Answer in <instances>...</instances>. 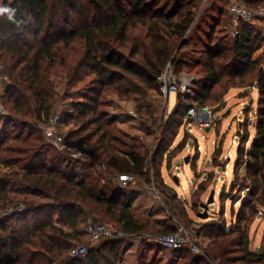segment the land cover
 Instances as JSON below:
<instances>
[{"label": "trees", "instance_id": "16d2710c", "mask_svg": "<svg viewBox=\"0 0 264 264\" xmlns=\"http://www.w3.org/2000/svg\"><path fill=\"white\" fill-rule=\"evenodd\" d=\"M203 1L3 0L4 6L14 10V15L11 19L6 14L0 16V76L10 81L4 97L11 104V116L21 120L24 129L32 125L29 123L32 119L48 123L54 109L62 110L63 102L74 96H69V90L84 77L90 80L86 81V89L72 93L77 95L76 101L69 103L70 109L60 116L62 125L75 126V130L68 132L66 142L84 155L85 159L78 161L80 171L70 158L66 165L67 158L57 154L47 159L44 154L49 147L37 136L38 131L25 138L37 136L21 159L22 178L30 189L51 200L47 204L26 205L24 211L0 220V264H118L124 242L115 240H102L85 258L70 257L73 237L65 230H78L89 216L107 221L129 235L159 238L175 232L171 218L155 220L152 224L149 216L140 217L134 207L137 193L127 194L128 190L104 185L93 173L95 169L100 173L98 168L106 167L102 174H106L110 184L113 177L121 174L151 178L145 146L122 132L119 116L109 113L105 97L129 99L138 95L142 100L146 92L157 90L161 95L159 78L168 67L177 83L183 69L203 78L194 81L190 94L178 97L177 109L161 136L157 134L158 149L151 154L153 158L166 144L169 132L174 134L176 128L179 130L186 124L188 109L207 107L224 77L229 78L232 89L245 87L240 99L247 97L250 87L258 93L256 136L249 149L245 150L241 141L237 151L238 174L242 168L247 174L234 185L241 186L247 198L235 223L229 227L217 221L206 223L210 243L204 255H193L187 249L173 251L170 253L180 259L169 264H264V232L259 252L251 250L249 238L252 220L258 219L260 210L264 211V68L254 59L260 49L261 35L253 25L243 22L239 23L231 42L214 39V32L204 30L206 40L200 37V42H196L203 45L199 57L189 59L181 51L189 45L188 33L201 30L202 23L198 24L196 17ZM245 1L250 8H261L260 4L264 3V0ZM218 2L221 0H214V4ZM230 8L231 5H219V17H210L211 21L219 26L222 18L229 16L230 23ZM207 27L213 29L210 24ZM137 30L144 32L141 39L133 36ZM194 39L193 34L191 40ZM76 46L82 49L78 63L65 62L60 66L63 68L60 74L66 78L61 94L51 80L57 75L56 71L52 73L53 68L62 50L71 51ZM247 78L250 82L244 85ZM138 107V113L151 115L142 112V108L151 110L148 105L141 103ZM19 139L17 135L15 140ZM185 145L179 143L176 148L183 149ZM171 146L164 152L165 156ZM197 155L199 158V152ZM155 175L161 179L159 168ZM1 195L9 201L6 191L0 189ZM194 197L199 195L194 192ZM173 199L182 200L178 194ZM186 254L189 257L184 260L181 256Z\"/></svg>", "mask_w": 264, "mask_h": 264}, {"label": "rangeland", "instance_id": "374dc122", "mask_svg": "<svg viewBox=\"0 0 264 264\" xmlns=\"http://www.w3.org/2000/svg\"><path fill=\"white\" fill-rule=\"evenodd\" d=\"M233 2L246 5L245 0H221V2L217 4H214V0H212L208 4L205 3L200 5L197 10L196 18L198 24L202 23L201 30L198 29L190 34L188 33L190 36L189 45L181 51V54H187L189 59H197L199 57V51L202 50L203 45L196 42H200L201 38L206 40L204 30L207 32H214V39L217 38L219 40L231 42L234 37L229 33V16L222 18V23L219 26H217V22L211 21L210 17L218 18L219 12L217 8L219 5L229 6ZM259 7L264 9V3L260 4ZM209 24L212 25V30L207 27ZM253 25L254 29L260 33L262 40L260 49L255 54L254 59L264 67V18L256 20ZM143 34L144 32L142 33V31L137 30L134 31L133 36L136 39H141ZM193 34L195 39L191 40ZM81 52V47L76 46L71 51L62 50L59 53V58L52 72L54 73L56 71L57 75L51 77L55 89L59 93H64L66 85L65 76L60 74L63 70V68L60 67L61 63L67 62V65L78 63L82 57ZM140 55H142L141 52ZM173 76L176 77L174 74ZM187 77H194L197 81H201L203 78V76L197 75L196 72L188 73L187 70L183 69L178 78L180 83L177 84V91L172 90L168 99L160 95L159 90H157L146 92L142 95V100L139 99L138 95H136L135 98L130 97L129 99H119L114 95H109L105 97V101L107 105H109L107 108L109 113L113 116H119V128L122 129V132L126 133V135H129L131 138H136L142 146H145L146 151L144 154L148 155V165L154 174L155 188L163 198V202H160L152 193L150 177L141 179L136 178L137 183L132 185V188L128 190L127 194L131 192L137 193L134 207L138 211L140 217L147 219L149 216L152 224L155 220L166 221V218L176 219L188 228H195L197 231H202L200 243L205 250L210 242L206 237L208 229L204 225L209 222L217 221V223H224L226 227L232 226L235 223L236 215L241 209L243 200L247 198V194L242 191V187L235 186L247 174L245 168H242L240 174H238L237 151L241 141L244 142V149H249L256 136L258 111L257 101L255 99L253 100V95L255 94V98L257 95L252 87L248 88L249 94L244 98L245 102L248 104H245L246 106H244L245 108L242 110L243 105L240 106L239 104V100L241 99L238 98L239 96H237L236 93L238 90L232 89L229 78L224 77L220 86L215 89L212 94L213 96L206 103V106L213 112L214 128L209 131H199L193 126L192 134H189L185 126L179 130L176 128L177 132L174 134L169 132L166 144L161 150H158V156L153 158L151 154L158 149V145L155 143V141L159 140H156L157 134L158 137L161 136L164 130L163 128H165L171 115H173L177 109L178 97L183 94H190L195 85V82L191 79L181 82V78L184 79ZM89 80L90 79L84 77L83 81L73 90H69V96H74L63 102L62 110L61 108L59 110L54 109L52 117L55 115L60 117L63 111L69 110V103L75 102L77 99V95L72 93L83 88L86 89V81L88 82ZM249 82L250 78H247L244 85H247ZM9 85V79L0 76V189L6 191L9 198V201L6 202L3 199L4 196H0V220L6 215H9L11 210L14 211L18 207L23 208L26 207V205L32 206L50 203L51 198L49 196L39 195L36 191L30 189L21 175L23 174V171L20 170V167L23 166V160L21 159L25 158L24 151L28 148L29 144L33 142L35 137L40 136L43 144L45 143L48 145L49 148H46L44 154L46 158H51L57 154L60 155L62 159L67 158V160L64 161L65 165L67 162L69 163L67 153H63L57 148L52 147L43 138V128L47 126L49 122L41 123L36 119H32L29 122L32 125L24 129L25 125L22 124L21 120H17L14 115L11 116V104L9 101L6 102V98L4 97V95H6V88ZM136 86L134 88H136ZM240 86L241 85H238L237 87L241 88ZM137 88L139 90V87ZM241 89H245V87ZM83 93L86 94V90H84ZM251 100H253L252 103H250ZM141 103L151 108V110L142 108V112H149L151 115L146 116L138 113V106H140ZM151 117H154V119ZM147 128L152 129L147 132ZM35 130L38 131L37 136L34 135L29 140L25 139L32 135ZM70 130H75V126L63 125L65 139ZM240 131L243 132L240 133ZM17 135H20L19 140H15ZM183 142L190 148H194L193 153L188 150L189 148L186 145V148L184 147L183 149L176 148L179 143ZM65 143L67 146L75 147L68 142ZM171 144L172 146L169 150V154L167 153L168 156H165L164 152H166V149ZM197 144L201 147L199 158L197 155L198 152L195 151ZM6 149L7 152H5ZM173 149H175L174 152ZM77 150L82 153L78 148ZM187 158H189L188 163L186 162ZM20 160V163L17 162ZM242 160L244 161L245 159L243 158ZM71 161L72 164L78 165L77 170L80 171L81 164L72 159ZM152 162H155V165H153L154 163ZM241 165L242 164H240V166ZM158 168L161 171V179L155 175ZM178 168L180 169L178 170ZM95 171L96 172H93L95 178H101L100 181L102 184L109 185L119 190L114 184H110L106 174L99 173L96 169ZM175 177L179 179V185L174 183ZM4 183H6V185ZM164 187H167L169 190H165ZM194 192L199 195V198L194 197ZM212 192L215 193L214 202L208 205L207 218H203L201 216L205 211L202 205H207ZM175 194H178L182 200L173 199ZM169 195L171 197H169ZM84 224L85 222L80 225L78 230L69 228L65 230L73 237L71 240L72 249L80 246H87L89 249L94 248L87 240L84 232ZM263 232L264 219L262 222H259L258 219L254 218L249 226V238L252 251L259 252L260 248H262ZM151 233H154V231ZM98 245L95 247H98ZM119 253L120 256L118 261L122 258L124 264H169L173 262L175 258L180 259V256L174 257L173 253L165 251L156 242L149 243L146 241H141L138 244L126 242L120 248ZM181 257L185 260L189 255L186 254Z\"/></svg>", "mask_w": 264, "mask_h": 264}, {"label": "built area", "instance_id": "2783aa9c", "mask_svg": "<svg viewBox=\"0 0 264 264\" xmlns=\"http://www.w3.org/2000/svg\"><path fill=\"white\" fill-rule=\"evenodd\" d=\"M212 0H204L203 4L210 3ZM264 18V9L263 8H250L245 4H240L233 2L230 8V29L229 33L233 37H236L238 32L239 23L243 22L245 24L253 25L256 20ZM254 26V25H253ZM187 79L195 81L194 77H187L182 79L181 82H184ZM180 81V80H179ZM160 83V92L161 95L165 98H169L171 91H177L178 83L176 82V77L173 76V71L171 67H168L166 71L159 78ZM254 89V88H253ZM214 116L213 112L209 107L195 106L191 107L187 111L186 124L184 125L189 134H192V127L194 126L199 131H209L214 128ZM43 138L45 141L52 147L57 148L59 151L68 154V158L78 162L82 161L84 158L83 154L80 153L77 148L70 147L66 145V139L63 133V125L61 119L58 115L51 117L47 126L43 128ZM215 145V143H214ZM189 151H194V148H190L188 145ZM195 151L201 152V147L197 145ZM100 172L106 170V167H99ZM180 168H178L179 170ZM151 191L160 202H163L162 196L158 193L155 188L154 174L151 171ZM120 190H129L132 188V185L137 183V179L134 176L128 174H121L117 177H113L111 180ZM169 197H171L169 195ZM25 207H18L14 211L11 210L10 214L15 212L24 211ZM7 216V215H6ZM264 219V211H259L258 220L261 222ZM175 227V232L170 235H164L159 238H155L148 234L142 235H129L115 226L97 220L93 216H89L84 224V232L87 237V240L94 247L98 245L102 240H115L121 242H130L138 244L141 241L156 242L159 244L165 251L173 252L182 249H187L193 255H204V249L200 243V236L198 231L194 228H188L183 225L181 222L176 219H172ZM90 252V249L87 246L75 247L70 252V257L73 259H82L85 258Z\"/></svg>", "mask_w": 264, "mask_h": 264}, {"label": "water", "instance_id": "95a60500", "mask_svg": "<svg viewBox=\"0 0 264 264\" xmlns=\"http://www.w3.org/2000/svg\"><path fill=\"white\" fill-rule=\"evenodd\" d=\"M186 162H187V163L189 162V158H187ZM174 183H175L176 185H179V179H178L177 177L174 178ZM214 197H215V193L212 192L211 195H210V197H209V199H208L207 205H202V208H203V210L205 211V213L202 214L201 217H203V218H207V216H208V215H207L208 205H209V204H212V203L214 202Z\"/></svg>", "mask_w": 264, "mask_h": 264}, {"label": "crops", "instance_id": "0c3cea01", "mask_svg": "<svg viewBox=\"0 0 264 264\" xmlns=\"http://www.w3.org/2000/svg\"><path fill=\"white\" fill-rule=\"evenodd\" d=\"M264 68V67H263ZM234 90H236V89H234ZM238 91L236 92L237 93V96H239L240 94H242V93H244V90L245 89H241V90H239V89H237ZM255 90V89H254ZM256 91V90H255ZM253 94V93H252ZM256 98H255V94L253 95V100L255 99L256 101H257V97H258V93H257V91H256ZM239 98V97H238ZM240 99V98H239ZM238 99V100H239ZM242 100V101H241ZM241 100H239V104H240V106H242L243 105V108H242V110L245 108L244 106H246L245 104H248L247 102H245V100L244 99H241ZM244 100V101H243ZM251 102H252V100H251ZM250 102V103H251ZM129 251H131V250H129ZM127 253V252H126ZM174 260H178V258H175ZM118 264H124V260L121 258V260L119 261V263Z\"/></svg>", "mask_w": 264, "mask_h": 264}, {"label": "clouds", "instance_id": "9594fccd", "mask_svg": "<svg viewBox=\"0 0 264 264\" xmlns=\"http://www.w3.org/2000/svg\"><path fill=\"white\" fill-rule=\"evenodd\" d=\"M7 15L9 19L14 15V10L3 5V0H0V16Z\"/></svg>", "mask_w": 264, "mask_h": 264}]
</instances>
